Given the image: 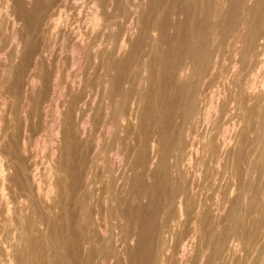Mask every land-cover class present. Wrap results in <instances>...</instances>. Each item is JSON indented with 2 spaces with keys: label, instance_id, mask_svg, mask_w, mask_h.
I'll use <instances>...</instances> for the list:
<instances>
[{
  "label": "bare ground",
  "instance_id": "obj_1",
  "mask_svg": "<svg viewBox=\"0 0 264 264\" xmlns=\"http://www.w3.org/2000/svg\"><path fill=\"white\" fill-rule=\"evenodd\" d=\"M143 1L0 0V88L15 66L26 71L31 65L33 71L26 83L22 80L26 73L21 77L16 72L13 90L0 94V109L8 108L10 114L20 97L25 100L21 106L25 119L40 118L42 110L51 108L54 121H62L66 155L64 163L54 164L66 187L61 191L51 178L52 183L48 180L43 187L37 158L33 162L28 155L29 140L14 132L12 116L0 117V264H70L69 244L61 232L71 234L82 223L86 224L82 227L87 232L86 247L95 236H103L100 264L106 260L108 264H188L198 243L201 253L195 264H232L237 253L245 250L247 242L240 231L250 213L242 207L257 194L258 158L262 168L258 170L264 172V0H147V9ZM35 30L41 34L43 55L47 51L50 56L57 45L60 53H68L70 62L62 61L70 69L66 76L71 69L82 68L91 77L92 82L80 80L71 111L66 105L71 107L69 99V103L59 99L66 84L60 85L62 65L52 66V59L42 57L33 37ZM136 52L142 56L137 63L141 69L133 72ZM182 58L185 63L182 60L184 65L178 67ZM23 83L37 90L39 102L20 93ZM70 93L65 96L71 97ZM62 106L64 113L59 109ZM58 127L52 126L55 135L60 133ZM113 127V140L123 135L122 150L127 151L130 139L136 138L132 144L136 151L135 160L128 156L132 163L127 171L132 176L122 180L125 193L111 192L100 202L116 210L110 214L113 230L107 232L100 223L106 217L98 221L99 202L92 207L93 171L95 175L94 168L105 163L101 151ZM130 127L136 131L135 138ZM37 152L30 155L38 157ZM210 164L218 169L225 164L231 179L228 189L220 184L216 190V185L211 196L198 183L203 167L208 169ZM54 186L59 195L54 192L51 197ZM259 190L261 198L264 181ZM71 203L77 213L73 206L69 208ZM75 213H79L77 219ZM146 229L150 237L156 235V245L146 242ZM93 249L89 247L84 254ZM260 251L264 256V246Z\"/></svg>",
  "mask_w": 264,
  "mask_h": 264
},
{
  "label": "rangeland",
  "instance_id": "obj_2",
  "mask_svg": "<svg viewBox=\"0 0 264 264\" xmlns=\"http://www.w3.org/2000/svg\"><path fill=\"white\" fill-rule=\"evenodd\" d=\"M146 2H147V0H145V1H143V4H145L144 5V8L145 9H147V6H148V3L146 4ZM146 6V7H145ZM143 7V6H142ZM49 11V10H48ZM44 12L45 11H42V15L44 14ZM228 27L229 26H226V28L227 29H225V30H228ZM36 31L37 30H35V32L33 33V34H35V35H33V37H34V40H35V44L37 45L36 47H38L37 49H38V51L41 49V34H40V32L38 33H36ZM39 37V38H38ZM40 39V40H39ZM130 39H134L133 38V36L130 38ZM37 41V42H36ZM224 42V41H223ZM39 45H40V47H39ZM56 49H57V51H56ZM41 51V54H42V57L43 58H49V61L52 59V61H54V62H52V61H50V63H52V66L54 65V66H61V71H60V75H61V79H60V82H62V83H60V85H62L63 83H66V84H64V89L62 88V86H61V90H60V97H59V99L61 100H59L61 103H62V101L64 100V99H66V101L68 102V99H69V102H70V105H71V107L69 106V104H66V105H68V107H69V109H70V111H71V108H72V105H74L73 103H75V101H74V98H75V96H77V94H79V92L78 91H80V88H81V83H82V81L80 82V80H82L83 78H86L87 80H88V82L90 81V82H92V80H91V77L90 76H88L87 77V75H89V73H88V71H87V73L85 72V70L84 69H80V68H75V69H71V71H70V75H69V77H71L70 79H72V80H70L69 79V77L68 76H66V72H68L69 73V68H67V66H64V65H67L66 63H68V62H70L69 61V55H68V53L67 52H64V53H60L59 52V49H58V45H57V48H55V50L53 51V52H51V55L49 56V52H47V51H45V53H44V55H43V50L41 49L40 50ZM39 51V52H40ZM43 51V52H42ZM56 51V52H55ZM47 52V53H46ZM59 53V54H58ZM136 53H138V52H136ZM134 54V59L132 60L133 61V63H132V67L134 68V71L133 72H138L139 71V69H141L140 67L138 68V64L137 63H141V59H142V56H141V53L139 52L138 53V57H137V54ZM45 54H47V55H45ZM55 56V58L53 59V55ZM58 54V55H57ZM61 54V55H60ZM61 56L60 58H59V60L57 59V56ZM65 55V56H64ZM123 54H121V55H119V56H122ZM47 56V57H46ZM51 56H52V58H51ZM141 56V57H140ZM67 59H66V58ZM138 58V60H139V62H138V60H137V62H136V58ZM140 57V58H139ZM57 60V61H56ZM64 60H68V61H65V62H62V61H64ZM181 61H179V65H178V67H182L181 65H184V63H185V59H180ZM182 60H184L183 62H182ZM55 61H56V63H55ZM136 63V65H135V63ZM54 63V64H53ZM58 63V64H57ZM63 63V64H62ZM181 63H183V64H181ZM17 64V63H16ZM57 64V65H56ZM61 64V65H60ZM136 67H135V66ZM64 66V67H63ZM30 67V68H29ZM29 67H27L26 68V71L25 70H23V71H21L20 69L18 70V68H17V66H15L14 68H13V72H12V74H13V77H12V74H11V76H10V78L8 79L9 81H6V83L4 84V82H3V88H0L1 90H0V94L2 95V93L5 95H9L10 93V91L9 90H13V87H15V86H13V84L14 85H16L15 84V81H13L14 80V77H15V74H16V72L18 73V75H21V77L23 76V74H22V72H24V76L22 77V80L26 83V80H28L29 79V77H30V75L33 73V71H32V69H31V65H29ZM62 68H64V69H62ZM15 69H17V71H15ZM67 69V70H66ZM28 70V71H27ZM31 70V71H30ZM63 70H64V72H63ZM81 70V71H80ZM20 71V72H19ZM66 71V72H65ZM77 72V73H76ZM79 72H81V75L79 74ZM85 72V73H84ZM84 73V74H83ZM30 74V75H29ZM64 74V75H63ZM73 74V75H72ZM17 75V74H16ZM84 75H85V77H84ZM64 76V77H63ZM75 76H76V78H75ZM77 76H78V78L80 77H82L81 79L79 78H77ZM25 77V78H24ZM68 79H67V78ZM24 78V79H23ZM64 78V79H63ZM75 78V79H74ZM74 79V80H73ZM76 79H78V80H76ZM70 80V81H69ZM66 81V82H65ZM72 81H73V83H72ZM70 82V83H69ZM78 83V84H76V83ZM12 83V84H11ZM25 83H23L22 85H24ZM9 84H11V85H9ZM72 84H73V86H72ZM5 85H6V87H5ZM20 86L21 88H22V91L20 92L21 94H24V93H26L27 94V96L29 97V98H31V99H33V100H35V102H39V98H38V94H37V90H30V88L29 87H27V86ZM65 85H66V87H65ZM70 85V86H69ZM77 85V86H76ZM68 86L71 88V89H69L68 88ZM76 86V87H75ZM2 87V86H1ZM79 87V90H77V88ZM8 91H6L5 89ZM21 88H18L19 90L21 89ZM25 88V89H24ZM75 88H76V90H75ZM135 88V87H134ZM133 88V89H134ZM2 89H4V90H2ZM69 89V90H68ZM32 92V94H31V92ZM64 90V91H63ZM2 91H4V92H2ZM6 91V92H5ZM34 91V92H33ZM72 91V93H70ZM76 91V92H75ZM62 93V94H61ZM68 93H70V95L69 96H71V97H66V96H68L67 94ZM73 93H75V94H73ZM29 94V95H28ZM35 94V95H34ZM65 94H66V96H65ZM63 95V96H62ZM22 96V95H21ZM24 97H22V99H23ZM36 98V99H35ZM70 98H71V100H70ZM1 99V98H0ZM20 99H21V97H20ZM19 98H17V101L15 100V102L14 103H16V104H14L13 103V106H15V108L14 107H12V109H11V113L10 114H7V113H9L8 111L10 110H8V108H7V110H2V109H0L1 111H0V117H3V118H5L6 117V115H7V117L5 118L6 120L8 119V118H10V117H8V116H12L13 118H14V120H13V127H14V132H16L20 137H23L24 139H27V140H25L26 142L29 140V142L27 143L29 146H27L28 147V155H29V157H31V159H35V158H37V160L35 161L36 162V164H37V166H38V171H39V177L41 178V181H42V185H44L43 187H46V183L48 184V183H50L51 181L53 182V184L55 183V182H57L59 185L58 186H60L59 187V189L61 190H63V188H65L66 187V185L63 183L62 184V182H64V180L62 179L63 177H62V175L60 174V173H58L57 171H56V167L57 166H59L58 164L60 163V165L62 164V163H64V162H62V161H65L64 160V158L66 157V155H64V152H65V149L63 150V146L65 147V142H63V140H61V139H63V137L61 138V136H62V132H61V130H63L62 129V124H60V123H62V121H61V119H60V122L58 121V122H55L54 121V117H55V115H54V113H52L53 111H52V109L51 108H46L44 111L42 110V112L40 113V118L42 119V121L40 120V118L37 116V117H35V118H29V119H25V115H23V114H25V113H22V111L24 110L23 108L24 107H22L21 108V106L24 104V102H25V100L23 101L22 99L20 100ZM73 100V101H72ZM19 101V102H18ZM23 101V103H21L20 104V102H22ZM32 102V101H31ZM68 102V103H69ZM17 103H19L18 104V107H17ZM38 104H40V103H37V105H36V107H38ZM19 105H20V108H19ZM34 107H35V105H33ZM35 107V108H36ZM73 107H75V105L73 106ZM18 108V109H17ZM34 108V109H35ZM64 110H63V109ZM17 109V110H16ZM20 109V113L18 114V110ZM22 109V110H21ZM33 109V108H32ZM59 109H60V111L62 112V113H64L65 112V108L62 106V107H59ZM66 109H67V106H66ZM74 109V108H73ZM47 111V112H46ZM52 111V112H51ZM5 112V113H4ZM16 112V113H15ZM24 112H25V110H24ZM26 112H27V110H26ZM44 112V113H43ZM46 112V113H45ZM22 113V114H21ZM5 114V115H4ZM14 114V115H13ZM42 114V115H41ZM44 114V115H43ZM53 115V116H52ZM5 116V117H4ZM50 116V117H49ZM18 118V120H16L17 118ZM23 117V118H22ZM47 119H46V118ZM53 117V118H52ZM16 118V119H15ZM45 118V119H44ZM24 119L26 120V121H24ZM31 119H32V121H31ZM37 119H39V121L37 120ZM23 121V123L25 122V124H26V127H25V124H21L22 123V121ZM36 120L38 121L37 123H36ZM45 120V121H44ZM53 120V121H52ZM52 121V122H51ZM19 122V123H18ZM30 122V123H29ZM39 122H41V123H39ZM44 122H46V124L44 123ZM53 122L54 123H56L55 125L53 124ZM17 123H18V125H17ZM49 123V124H48ZM29 124V125H28ZM38 124H40V128H43L42 126H44V128L43 129H41V131L38 129V127H39V125ZM50 124H52V126H53V128L55 129H57V127L58 126H60V133L59 134H57V135H55L56 133L54 132L55 130L52 128V126L50 127ZM60 124V125H59ZM23 125V126H22ZM34 127H33V126ZM37 125V126H36ZM42 125V126H41ZM19 126V127H18ZM22 126V127H21ZM57 126V127H56ZM17 127V128H16ZM29 127V128H28ZM31 127H33V128H31ZM48 127V128H47ZM25 128V129H24ZM31 128V129H30ZM51 128H52V130H51ZM59 128V127H58ZM131 128V127H130ZM18 129V130H17ZM22 129H24V130H22ZM39 131H38V130ZM48 129H50V130H48ZM26 130L27 131H29L28 133L26 132ZM54 130V131H53ZM113 131H112V133H111V137H110V139L108 140V144H107V146H105V151L104 150H102L101 152V154H103V159L105 160V163H103L102 165H97L96 167H98V168H94V170H96L95 171V175H94V171H93V191H94V189H96L94 192H93V194L95 195V198H92V207H93V205H94V203H97V202H99V207H100V209H99V207H98V209L100 210L99 211V216L100 217H98V221L100 222V220L99 219H104L105 217V220L106 221H104V220H102L100 223L102 224V222H103V224H102V226H103V228H102V226H101V228L102 229H105L107 232H109V230H113V224H112V216L110 215L111 213H113L112 215H114L115 213H116V210H115V212H114V209H112L111 210V208L110 209H106L105 207H103V205H101L102 204V202H103V199L104 198H107V196H110L111 195V192H112V195L114 194V195H117V196H120L122 193L124 194L125 193V191H126V189H127V186L125 185V187H124V184H123V179H125L127 176L128 177H130V176H132V175H130V174H132L131 172H129V171H127V169H128V166H130L131 165V163H132V160H130V159H134L135 160V158H133V155L135 154V151H136V147L135 146H133L134 145V143H136L135 141H136V138H135V133H136V131L135 130H133L132 128L130 129L131 131H129L130 132V134L132 135H130L132 138H135V140L133 141V139H130V141H131V145L130 146H128V149H127V151H125V150H122V145H123V135L121 136L120 135V137L118 136V141H116V140H113L112 138H113V133L115 132V128L113 127V129H112ZM133 130V131H132ZM19 131H23V132H26L25 134L23 133V132H19ZM43 131V133L42 134H40L41 132ZM51 131H52V133H51ZM135 131V132H134ZM39 132V133H38ZM47 133V134H49V135H47V134H45V133ZM50 132V133H49ZM22 134V135H21ZM28 134V135H27ZM117 134H120L119 133V131H117ZM135 136H134V135ZM33 135L34 136H36V137H34L33 138ZM38 135H41V136H39L38 137ZM45 135V136H44ZM31 136V137H30ZM47 136V137H46ZM52 137V138H50V137ZM59 136V137H58ZM55 137H56V140H55ZM30 138V139H29ZM32 138V139H31ZM42 140V141H40V140ZM44 139V140H43ZM47 139V140H46ZM50 139V140H49ZM119 139H121L120 141H119ZM32 140H33V142H32ZM54 140V141H53ZM60 142H59V141ZM111 140V141H110ZM36 141V142H35ZM38 141H40V142H38ZM51 141H53V142H51ZM128 142H129V138H128V140H127ZM38 142V143H37ZM30 143V144H29ZM61 143V144H60ZM63 143H64V145H63ZM115 143V144H114ZM118 143H121L120 145L118 144ZM33 146H32V145ZM57 144V147L55 146ZM118 144V145H117ZM133 144V145H132ZM37 145V146H36ZM40 145H42L41 147H40ZM53 145H54V147H53ZM111 145V146H110ZM30 146H31V148H30ZM115 146V147H114ZM119 146H121V147H119ZM33 147H34V149H33ZM112 147H114V148H112ZM119 147V148H118ZM129 147H133V148H129ZM46 148V149H45ZM56 148H58V150L56 149ZM116 148V149H115ZM50 149V150H49ZM53 149V150H52ZM31 150H34V151H31ZM37 150H39L38 152H37ZM115 151V153H114V151ZM130 150V151H129ZM37 152L35 155H37L38 157H34V155H30V154H34V153H29V152ZM41 151V152H40ZM64 151V152H63ZM111 151V152H110ZM124 151V152H123ZM132 151H134V152H132ZM104 152V153H103ZM118 152V153H117ZM128 152V153H127ZM131 152V153H130ZM39 153V154H38ZM42 153V155H40ZM52 153V154H51ZM56 153V154H55ZM62 153V154H61ZM113 155H112V154ZM58 154V155H57ZM60 154V155H59ZM121 154H124V155H126V157L124 156V155H122L121 156ZM130 154V155H129ZM53 155V156H52ZM61 155H62V158H61ZM112 155V157H111V159H110V156ZM118 155V156H117ZM119 155H120V157H121V159H119L118 160V158H120L119 157ZM46 156V157H45ZM56 156V159L54 158ZM128 156H129V158H128ZM40 157V158H39ZM43 157V158H42ZM53 157V158H52ZM114 157H116L117 159H115ZM134 157H135V155H134ZM42 158V159H41ZM126 158H128V159H126ZM34 159L32 160L33 162H34ZM48 159V160H47ZM63 159V160H62ZM125 159V160H124ZM40 160H41V163H39L40 162ZM57 160V161H56ZM112 160H114V161H112ZM121 160V161H120ZM126 161V162H124V161ZM130 160V161H129ZM134 160H133V162H134ZM39 161V162H38ZM48 161V162H47ZM109 161V162H108ZM38 162V163H37ZM51 162V163H50ZM57 162V163H56ZM116 162V163H115ZM120 162V163H119ZM257 162L259 163V167H260V159L258 158V160H257ZM45 163V164H44ZM125 163H126V166H125ZM223 163V162H222ZM30 164H31V162H30ZM57 164V166H55V165ZM124 164V165H123ZM42 165H44V166H42ZM49 165V166H48ZM104 165V166H103ZM116 165V166H115ZM221 165V164H220ZM40 166V167H39ZM101 166V167H100ZM224 166V167H223ZM42 167H43V169H42ZM46 167V168H45ZM52 169H51V168ZM102 167H103V169H102ZM216 168V170H215V168ZM258 167V164H257V173H255V175L257 174V176L254 178V188L256 189V191H257V194L255 193L254 194V191H255V189L253 188V196H255L254 197V199L251 201V203L249 204V205H247L246 206V204L244 205V208L242 207V209L243 210H246L247 211V213L250 215H247L248 216V219H247V216H246V218H245V226L241 229V233H240V237H242L243 239L242 240H244V243H246V246H245V250H243V251H241V253L239 252V253H237V256H236V258H235V261L232 263V264H237V262H238V264H256V262L259 260V261H264V256H262V252L260 251L261 250V246H264V236H262V235H264V195H262L261 194V198H260V190H259V185L261 184V182L262 181H264V172H262V170H258V169H262L261 167L259 168ZM100 168V169H99ZM106 168V169H105ZM113 168H115V169H113ZM118 170H117V169ZM124 168H126V169H124ZM224 168V169H223ZM42 169V170H41ZM49 169V170H48ZM57 172L56 174H55V171ZM206 169V170H205ZM99 170H101V171H99ZM104 170H105V172H104ZM121 170H123L124 172L122 173V171ZM224 170V171H223ZM48 171V172H47ZM203 171H207L206 172V174H205V172H203ZM210 171V172H209ZM223 171V172H222ZM229 171L230 170H228V168L225 166V164H223V165H221L220 167H219V169L217 168V166L216 165H213V164H210L209 165V168L207 169V167H203V170H202V175H201V177H203V178H199V180H198V183H199V186L201 187H203V191H204V193H206V192H208V193H206V195H209V196H211L214 192V189L216 188V185H217V188H216V190L218 189V187H219V185L221 184V186L223 187V190H224V187H225V190L226 189H228L227 187H230V185H231V179L229 178ZM51 172V173H50ZM98 172H100V173H98ZM108 172V173H107ZM121 172L123 175L121 176V174H119V173ZM129 172V173H128ZM223 174H222V173ZM262 172V173H261ZM49 173V175L50 174H52V176L50 175H48V177H47V174ZM96 173H98V175L99 176H97V174ZM107 173V174H106ZM126 173L128 174V175H126ZM209 173V174H208ZM54 174V175H53ZM58 174V175H57ZM104 174H106V175H104ZM113 174V175H112ZM45 175H46V177H45ZM102 175H104V176H102ZM118 175L120 176V177H122V178H120V177H118ZM204 175V176H203ZM221 175H222V177H221ZM225 175V176H224ZM262 175V176H261ZM54 176V177H53ZM108 176V177H107ZM208 176V177H207ZM258 176H261L260 178H258ZM56 177H57V179H56ZM59 177V178H58ZM95 177V178H94ZM205 177V178H204ZM208 179H207V178ZM213 177V178H212ZM49 178H51L50 180H49ZM61 178V179H60ZM257 178L259 179V180H257ZM45 179V180H44ZM55 179V180H54ZM96 179H98V180H96ZM103 179H104V181H103ZM116 179V180H115ZM119 179H121L120 180V182H119ZM201 179H202V181H201ZM205 179H207V180H205ZM212 179H213V181H212ZM217 179V180H216ZM230 179V180H229ZM50 182H49V181ZM57 180V181H56ZM205 180V182H203ZM217 182H216V181ZM221 180V181H220ZM46 181V182H45ZM60 181V182H59ZM95 181H97V185H96V183H95ZM100 181H102V182H100ZM106 181V182H105ZM201 181V182H200ZM212 181V182H211ZM51 182V183H52ZM115 182H117V183H115ZM222 182V183H221ZM225 182H226V184H225ZM99 183V184H98ZM100 183L101 184H103L104 185V187H103V185H100ZM105 183V184H104ZM120 184L119 186H117L116 187V185L117 184ZM203 183H205V184H202ZM215 183V184H214ZM229 183H230V185H229ZM95 184V185H94ZM115 184V185H114ZM207 184V185H206ZM209 184H211L210 185V187L212 188V189H210V187H209ZM63 185V186H62ZM224 185V186H223ZM227 185H229V186H227ZM61 186H62V188H61ZM94 186L96 187V188H94ZM103 187V188H101V187ZM108 186V187H107ZM115 186V187H114ZM206 186L207 187H209L208 189H206ZM213 186V187H212ZM55 187V186H54ZM107 187V188H106ZM118 187H119V190H117L118 189ZM221 187V188H222ZM112 188V189H111ZM124 188V189H123ZM205 188V189H204ZM107 189V190H106ZM211 190V192H210V190ZM56 190V191H55ZM55 190H54V188H53V191H52V194H51V197H53L58 191V188H56L55 187ZM61 190V191H62ZM98 190V191H97ZM102 190V192H100ZM105 190L107 191V194H106V192H105ZM113 190V191H112ZM116 190H117V192H116ZM215 190V191H216ZM54 192H55V194H54ZM99 192L101 193V196H102V198L100 197V194H99ZM116 193V194H115ZM73 194H74V192H73ZM96 194H97V196H96ZM103 194V195H102ZM120 194V195H119ZM59 194L57 193L55 196H58ZM105 195V196H104ZM71 196V195H70ZM259 197V198H258ZM93 199H95V202H94V200ZM162 199V198H161ZM258 199V200H257ZM101 200V201H100ZM254 201H255V203H254ZM100 202H101V204H100ZM259 202V203H258ZM258 203V204H257ZM257 206V208H256V206ZM71 206H73V208L74 209H77L76 207V205L75 204H73L72 205V203L69 205V208H71ZM245 206H246V208H245ZM102 207H103V209H102ZM260 207V208H259ZM249 208V209H248ZM103 210V211H102ZM251 210V211H250ZM252 210H253V212H252ZM260 210V211H259ZM102 211V212H101ZM257 211H258V213H257ZM78 212V209L76 210V213ZM102 213V215H100L101 213ZM75 213V219H77V217H79V213H78V215ZM106 213V214H105ZM258 215V216H257ZM149 217V216H148ZM147 217V218H148ZM260 217V218H259ZM247 220H249L248 222H247ZM259 220V221H258ZM72 222H73V220H72ZM104 222H106L107 223V226H105L106 225V223H104ZM262 223V224H261ZM100 224V225H101ZM83 225H86V224H84V223H82V224H80V226H81V228H78V227H80V226H78L77 225V227H75V229L77 230V229H79L78 230V232L75 230H72V232L74 231V233H72L71 232V234H69L68 232H67V230H63L64 229V226L62 227V232H61V235H62V237L64 238V239H66V241L68 242V250L66 251V254H67V257L69 258V260H70V264H100V262H101V260L103 259V251L101 250L102 248H103V246H105V241L102 239L103 238V236L101 237V236H98V237H100V238H97V236H95L93 239H92V244L90 243L89 244V247L90 248H94L93 249V252L92 253H88V255L86 256L85 254H86V252H88V250L87 249H89V247L87 246L86 247V245L84 244V242H83V240H85L86 239V234L85 233H87L86 231H85V228H86V226H83ZM82 227H85V228H83L82 229ZM105 227V228H104ZM250 227H252V228H250ZM256 227H257V229H256ZM258 228H259V231H258ZM261 229V230H260ZM244 230V231H243ZM147 229H146V231H145V233H147ZM248 231V232H247ZM243 232H244V234H243ZM68 233V234H67ZM248 233V234H247ZM259 233V234H258ZM253 234V235H252ZM248 235H251V236H249L248 237ZM257 236V237H256ZM85 237V238H84ZM149 237V238H148ZM247 237H248V239L249 240H247ZM251 237V238H250ZM261 237H262V239H261ZM82 238V239H81ZM95 238H97V241H98V239H99V243L97 242V241H95L96 239ZM145 240H146V242H148V240H152L153 241V245H156V243H155V239H156V235L155 236H153V234H152V236L150 237V233L148 232L147 233V235H145ZM151 238V239H150ZM155 238V239H154ZM245 238V239H244ZM257 238V239H256ZM95 239V240H94ZM256 239V240H255ZM246 240V241H245ZM255 240V241H254ZM260 240V241H259ZM259 241V242H258ZM257 242H258V244H257ZM80 243H82L81 245H80ZM96 243V244H95ZM98 244V245H97ZM91 245H92V247H91ZM197 245V246H196ZM195 245V248H194V252H192L190 255H189V257L187 258L188 259V264H190V262H192L191 264H195V262H196V260H198V257H199V254L201 253L200 252V250H199V248L201 247V244H196ZM248 245H249V247H248ZM257 245V246H256ZM96 246V247H95ZM79 247V248H78ZM87 248V249H85V248ZM253 247V248H252ZM257 247V248H256ZM97 248V249H96ZM82 249L84 250L83 252H82ZM247 249V250H246ZM252 249V250H251ZM255 249V250H254ZM87 250V251H86ZM202 250V249H201ZM249 250V251H248ZM253 250H254V253L253 254H251V251L253 252ZM195 251H197V253L195 254ZM248 251V252H247ZM84 252H85V254H84ZM96 252V253H95ZM247 252V253H246ZM246 254V255H245ZM258 254H259V256H258ZM100 255V256H99ZM194 255V256H193ZM239 255H240V257H239ZM194 258H192V257ZM249 257V260H248V258H247V261H249V262H247L246 261V257ZM262 256V257H261ZM189 258H190V260H189ZM237 258H238V260H237ZM251 258V259H250ZM245 259V260H244ZM244 260V261H243ZM244 262H247V263H244ZM108 264V260H106L105 261V263L104 264Z\"/></svg>",
  "mask_w": 264,
  "mask_h": 264
}]
</instances>
